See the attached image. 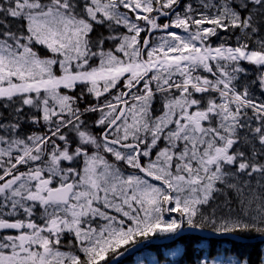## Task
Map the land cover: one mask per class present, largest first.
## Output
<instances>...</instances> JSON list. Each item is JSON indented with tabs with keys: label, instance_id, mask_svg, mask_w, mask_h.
Instances as JSON below:
<instances>
[{
	"label": "snow or ice",
	"instance_id": "obj_1",
	"mask_svg": "<svg viewBox=\"0 0 264 264\" xmlns=\"http://www.w3.org/2000/svg\"><path fill=\"white\" fill-rule=\"evenodd\" d=\"M249 238L264 0H0V264H254Z\"/></svg>",
	"mask_w": 264,
	"mask_h": 264
},
{
	"label": "trees",
	"instance_id": "obj_2",
	"mask_svg": "<svg viewBox=\"0 0 264 264\" xmlns=\"http://www.w3.org/2000/svg\"><path fill=\"white\" fill-rule=\"evenodd\" d=\"M223 247L228 248L231 247V245L225 244L223 245ZM240 251H242L245 255L250 256L252 261L254 262V264H256V262L258 261V258L260 256V252H259V246L258 245H244ZM158 258H162L161 259V263H163L164 261V256L160 255V253L158 252L157 254ZM194 258V257H193ZM189 262L187 259L183 258L182 256L179 258V263L180 264H184Z\"/></svg>",
	"mask_w": 264,
	"mask_h": 264
},
{
	"label": "flooded vegetation",
	"instance_id": "obj_3",
	"mask_svg": "<svg viewBox=\"0 0 264 264\" xmlns=\"http://www.w3.org/2000/svg\"><path fill=\"white\" fill-rule=\"evenodd\" d=\"M259 252H260V256H261V251H260V249H259ZM131 260H133V259H129L128 261L130 262Z\"/></svg>",
	"mask_w": 264,
	"mask_h": 264
},
{
	"label": "rangeland",
	"instance_id": "obj_4",
	"mask_svg": "<svg viewBox=\"0 0 264 264\" xmlns=\"http://www.w3.org/2000/svg\"><path fill=\"white\" fill-rule=\"evenodd\" d=\"M263 251H264V248H263ZM166 259H167V261H169V258L168 257H166Z\"/></svg>",
	"mask_w": 264,
	"mask_h": 264
}]
</instances>
